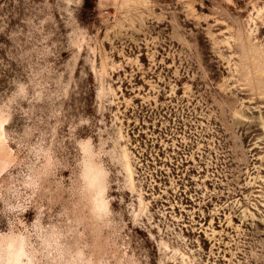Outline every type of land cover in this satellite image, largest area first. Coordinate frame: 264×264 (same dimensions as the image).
I'll return each instance as SVG.
<instances>
[{
	"label": "rangeland",
	"instance_id": "obj_1",
	"mask_svg": "<svg viewBox=\"0 0 264 264\" xmlns=\"http://www.w3.org/2000/svg\"><path fill=\"white\" fill-rule=\"evenodd\" d=\"M0 264H264V0H0Z\"/></svg>",
	"mask_w": 264,
	"mask_h": 264
},
{
	"label": "trees",
	"instance_id": "obj_2",
	"mask_svg": "<svg viewBox=\"0 0 264 264\" xmlns=\"http://www.w3.org/2000/svg\"><path fill=\"white\" fill-rule=\"evenodd\" d=\"M88 1V0H87Z\"/></svg>",
	"mask_w": 264,
	"mask_h": 264
}]
</instances>
